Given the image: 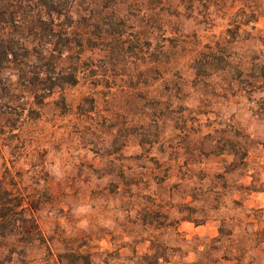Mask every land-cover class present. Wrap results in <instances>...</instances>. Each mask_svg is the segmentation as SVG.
I'll use <instances>...</instances> for the list:
<instances>
[{"label":"rangeland","instance_id":"rangeland-1","mask_svg":"<svg viewBox=\"0 0 264 264\" xmlns=\"http://www.w3.org/2000/svg\"><path fill=\"white\" fill-rule=\"evenodd\" d=\"M118 1L115 38L88 27L116 52L87 49L66 108L0 93V195L25 209L0 264H264V0L254 31L229 26L241 5L211 26L198 2Z\"/></svg>","mask_w":264,"mask_h":264},{"label":"trees","instance_id":"trees-1","mask_svg":"<svg viewBox=\"0 0 264 264\" xmlns=\"http://www.w3.org/2000/svg\"><path fill=\"white\" fill-rule=\"evenodd\" d=\"M181 1L190 3L191 9L198 2L204 9L205 23L211 26L216 12L225 17L229 15L230 8L238 5L241 6L231 17L230 27L252 26L254 31L260 17L258 0ZM115 6L116 0H0V93H5L4 101L17 103L22 94H27L31 99L29 115L32 116L37 113L33 107H42L48 99L59 94L56 104L66 108L65 90L79 84V76L86 67L84 57L87 49L102 48L112 54L116 52L115 44L105 43V40L97 42L88 32L91 26L94 30L92 35L115 38L116 16L112 10ZM227 31L235 40L236 32L232 28ZM175 41L178 40H162L164 44ZM159 48L163 50L165 45ZM213 59L210 54L203 64L196 61L194 70L198 73L203 70L207 75ZM262 68L261 77L264 79V66ZM15 126L13 123L11 127ZM17 201L18 198L8 191L0 195V231L12 225L18 213L25 214L24 208L17 212L21 207L16 205ZM219 233L220 238L216 242L221 243L233 235V229L224 222ZM248 236L261 237L264 244V232H249ZM225 259L228 260L229 256L226 255Z\"/></svg>","mask_w":264,"mask_h":264}]
</instances>
